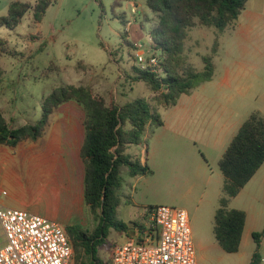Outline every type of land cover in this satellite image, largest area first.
<instances>
[{"label": "rangeland", "instance_id": "rangeland-1", "mask_svg": "<svg viewBox=\"0 0 264 264\" xmlns=\"http://www.w3.org/2000/svg\"><path fill=\"white\" fill-rule=\"evenodd\" d=\"M39 1L21 0L34 6ZM134 1L145 3V0ZM119 4L118 0H56L40 23L35 22L31 11L16 29L0 28V38L5 42L0 60L8 80L4 85L7 87L5 107L11 111L18 109L17 124L24 119L38 121L43 113V99L53 90L84 85L95 95L104 97L108 105L122 106L144 98L150 102L154 115L163 121L161 127L155 122L149 125L141 145L130 146V154L137 157H141L144 148L153 174L132 180L128 169L123 168L117 219L127 225L128 232L111 229L109 237L98 248V257L105 264L111 262L116 245L131 238L138 239L139 231L149 225L151 208L159 205L185 209L189 213L197 264H251L255 254L261 262L264 256V164L243 193L231 200L230 208L247 213L251 231L244 237L239 252L227 253L216 241L214 226L216 208L224 197L225 179L219 162L229 143L218 149L215 140L220 138L216 134L219 119L244 123L251 114L264 111V80L252 74L250 65H245L241 59L231 27L222 33L201 25L189 29L184 55L199 71L205 66L203 56H213L215 76L212 82L195 89L192 98L191 95L182 97L181 104L195 102V105L191 119L185 122L181 132L183 136L198 137L196 145L186 146V139L178 138L182 110L159 105L157 94L146 83L134 80L135 51L130 45L133 40L126 38L124 21L129 11L125 1L121 7ZM8 10L0 15H7ZM158 21L157 14L145 15L144 29L138 35L145 51L151 43L150 32ZM216 44L221 48L214 54ZM228 72L230 81L223 84L222 79ZM74 113L82 122L84 110L78 108ZM197 174L202 176L201 189L196 187ZM211 174L217 181L218 192L201 184L202 178ZM128 180L131 183H127ZM81 221L78 226L85 231H92L98 224L90 210ZM254 233L260 236L255 239ZM2 240L1 237L0 242ZM72 264H75V251Z\"/></svg>", "mask_w": 264, "mask_h": 264}, {"label": "trees", "instance_id": "trees-1", "mask_svg": "<svg viewBox=\"0 0 264 264\" xmlns=\"http://www.w3.org/2000/svg\"><path fill=\"white\" fill-rule=\"evenodd\" d=\"M56 0H40L35 6L28 2L11 3L8 13L0 17V28L16 29L31 11L40 23L48 8ZM249 0H147V6L159 17L158 25L151 32V44L161 54L160 66L143 69L136 65V82L146 83L157 94L156 101L164 108L175 107L183 95H190L199 86L211 82L215 76L213 56H203L204 69L199 71L184 55L187 31L201 25L224 32L235 26ZM5 42L0 38V49ZM220 44L213 53L217 54ZM4 72L0 69V80ZM76 102L85 111V141L81 157L85 164V202L98 224L92 231L78 225L67 227L72 237L75 264H105L98 257V248L109 237L112 228L128 232L126 224L117 219L123 184V168L128 176L153 174L148 164L130 154V146L141 145L148 127L163 121L155 116L151 104L144 98L122 106L108 105L104 97L95 95L91 88L63 86L53 90L43 99L41 118L13 127L0 110V146H17L25 140L42 137L55 111L65 103ZM264 164V116L253 113L243 123L225 151L219 168L224 182V197L215 214L214 234L219 246L227 253L240 250L247 213L230 209V200L237 197ZM142 229V228H141ZM259 233H254L256 239ZM71 239V238H70ZM88 256V260H85ZM251 264H260L254 255Z\"/></svg>", "mask_w": 264, "mask_h": 264}, {"label": "crops", "instance_id": "crops-1", "mask_svg": "<svg viewBox=\"0 0 264 264\" xmlns=\"http://www.w3.org/2000/svg\"><path fill=\"white\" fill-rule=\"evenodd\" d=\"M15 1L21 0H0V14L9 9L11 3ZM118 1L120 2L118 7L122 6L123 1L127 3L129 16L124 15L126 38L133 40L130 45L132 49H135L136 43L142 44L138 35L144 29L145 15L149 12L152 15L153 13L147 6V0L145 3H136L134 0ZM230 33L238 42V53L245 65H250L252 74H256L258 78L264 80V0H249L235 26L230 28ZM149 46L152 44L150 43ZM3 51L0 50V59L3 56ZM2 68L3 65L0 60V69ZM2 71L4 75L0 80V110L13 127H19L28 122H36L24 119L17 124L15 118L19 113L18 109L7 110L5 107L7 87L4 85L7 84L8 80L5 78V71L3 69ZM230 77L228 72L227 76L222 79V83L228 84ZM190 95L192 98V94ZM182 97L180 98L181 101L179 100L180 103L178 102L175 106L177 111L178 109L182 110L179 118L180 133L178 138L186 139V146L196 145L197 136H188L187 134L183 136L181 132L185 127V122L191 119L193 115L195 102L191 105H183L181 104ZM69 103L72 104L69 106L63 104L55 111L50 118L46 133L39 139L35 141L25 140L14 147L0 146V202L3 206L24 210L54 221L57 220L65 227L82 223L81 220L86 218L89 210L85 202V164L81 157V149L86 135L85 111L84 119L80 122L79 115H76L74 110L83 109V107L74 101ZM62 107H65V110ZM260 112L264 116V111L261 110ZM241 122L218 120L216 127L219 130L216 134H219L220 138L215 140V146L218 149L224 148L228 143L230 145L243 125ZM128 152L132 153L131 148ZM141 153L139 158L143 164H147L144 148ZM196 177L198 179L196 187L201 189L199 180L202 176L197 174ZM212 177L211 174L208 178H202L201 184L211 186L214 192H218L217 181ZM127 183L131 182L128 180ZM245 188L237 197L243 193ZM126 193L127 190L123 192L125 195ZM210 204L214 203L210 201ZM249 231L251 229H248L247 215L241 247L244 237L248 236ZM1 237L3 240L0 242V248L6 243L4 230L0 224Z\"/></svg>", "mask_w": 264, "mask_h": 264}, {"label": "built area", "instance_id": "built-area-1", "mask_svg": "<svg viewBox=\"0 0 264 264\" xmlns=\"http://www.w3.org/2000/svg\"><path fill=\"white\" fill-rule=\"evenodd\" d=\"M142 46L135 44L136 64L143 69L158 68L160 52L152 46L145 51ZM0 224L6 238L0 264L73 263V243L59 222L0 202ZM109 264H197L189 213L167 205L152 207L149 225L139 231L138 239L116 245Z\"/></svg>", "mask_w": 264, "mask_h": 264}]
</instances>
